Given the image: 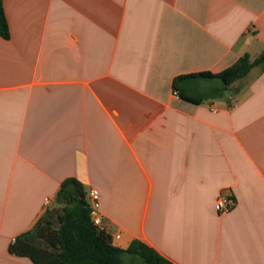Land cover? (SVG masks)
<instances>
[{
    "label": "crops",
    "instance_id": "obj_1",
    "mask_svg": "<svg viewBox=\"0 0 264 264\" xmlns=\"http://www.w3.org/2000/svg\"><path fill=\"white\" fill-rule=\"evenodd\" d=\"M2 5L0 264H33L9 247L69 178L98 191L116 248L139 241L170 264H264V71L200 105L172 88L257 58L264 0ZM220 195L236 203L226 215Z\"/></svg>",
    "mask_w": 264,
    "mask_h": 264
},
{
    "label": "trees",
    "instance_id": "obj_2",
    "mask_svg": "<svg viewBox=\"0 0 264 264\" xmlns=\"http://www.w3.org/2000/svg\"><path fill=\"white\" fill-rule=\"evenodd\" d=\"M9 28L0 0V38L9 39ZM264 71V51L252 60L244 55L218 74L198 73L177 77L172 88L181 100L200 105L219 98L234 83L244 79L252 69ZM211 83L209 93H200L192 82ZM83 185L69 178L62 182L53 208L37 221L34 228L16 238L9 253L27 258L33 264H170L145 244L134 241L128 249L112 246L110 237L98 232L91 223L89 205ZM130 260L125 263L123 258Z\"/></svg>",
    "mask_w": 264,
    "mask_h": 264
},
{
    "label": "built area",
    "instance_id": "obj_3",
    "mask_svg": "<svg viewBox=\"0 0 264 264\" xmlns=\"http://www.w3.org/2000/svg\"><path fill=\"white\" fill-rule=\"evenodd\" d=\"M174 95L178 96L177 91H174ZM86 199L89 205L90 218L93 227L100 233L105 232L102 216L100 214V204H99V193L96 189H89L86 194ZM46 206L49 202L45 203ZM236 203L234 199L227 195H220L215 202L214 208L218 215H226L233 210ZM118 238V237H117Z\"/></svg>",
    "mask_w": 264,
    "mask_h": 264
},
{
    "label": "rangeland",
    "instance_id": "obj_4",
    "mask_svg": "<svg viewBox=\"0 0 264 264\" xmlns=\"http://www.w3.org/2000/svg\"><path fill=\"white\" fill-rule=\"evenodd\" d=\"M208 83V82H207ZM207 87V86H206ZM210 90H207V88L205 89V91L203 93H208ZM225 95H228V93H225ZM61 206L58 204L54 203V208H60ZM53 209V208H52Z\"/></svg>",
    "mask_w": 264,
    "mask_h": 264
}]
</instances>
